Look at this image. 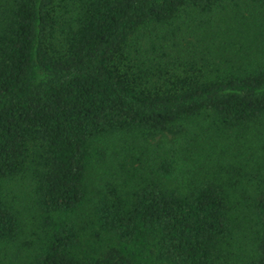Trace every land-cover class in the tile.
Instances as JSON below:
<instances>
[{
  "label": "trees",
  "instance_id": "1",
  "mask_svg": "<svg viewBox=\"0 0 264 264\" xmlns=\"http://www.w3.org/2000/svg\"><path fill=\"white\" fill-rule=\"evenodd\" d=\"M0 264H264V0H0Z\"/></svg>",
  "mask_w": 264,
  "mask_h": 264
}]
</instances>
